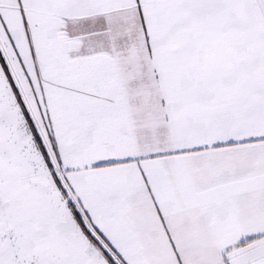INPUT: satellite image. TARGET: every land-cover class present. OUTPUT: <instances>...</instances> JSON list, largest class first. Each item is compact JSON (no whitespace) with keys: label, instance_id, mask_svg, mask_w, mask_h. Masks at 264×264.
Wrapping results in <instances>:
<instances>
[{"label":"snow or ice","instance_id":"6c2138e0","mask_svg":"<svg viewBox=\"0 0 264 264\" xmlns=\"http://www.w3.org/2000/svg\"><path fill=\"white\" fill-rule=\"evenodd\" d=\"M0 264H264V0H0Z\"/></svg>","mask_w":264,"mask_h":264}]
</instances>
